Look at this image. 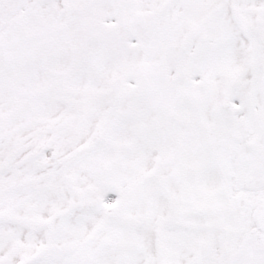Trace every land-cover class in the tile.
Wrapping results in <instances>:
<instances>
[{
    "label": "snow or ice",
    "instance_id": "1",
    "mask_svg": "<svg viewBox=\"0 0 264 264\" xmlns=\"http://www.w3.org/2000/svg\"><path fill=\"white\" fill-rule=\"evenodd\" d=\"M0 264H264V0H0Z\"/></svg>",
    "mask_w": 264,
    "mask_h": 264
}]
</instances>
